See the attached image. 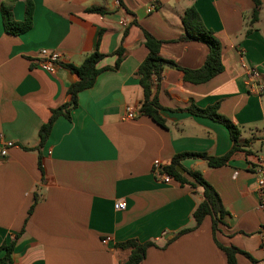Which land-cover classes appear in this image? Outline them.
I'll return each instance as SVG.
<instances>
[{
    "label": "crops",
    "instance_id": "crops-1",
    "mask_svg": "<svg viewBox=\"0 0 264 264\" xmlns=\"http://www.w3.org/2000/svg\"><path fill=\"white\" fill-rule=\"evenodd\" d=\"M8 2L17 22L25 20L26 9V0H0V149L14 144L0 155V259L2 244L23 231L13 264H121L126 256L116 245L131 239L159 246L147 250L142 264H227L216 241L241 251L237 264H264L255 173L264 160V3L252 24V0H122L124 7L118 0H32V29L13 36L1 14ZM92 7L106 15L88 13ZM191 7L221 42L224 71L194 85L167 67L154 88L163 128L139 114V68L149 54L144 31L162 42L163 59L181 69L202 68L207 45L181 40ZM101 32L105 58L95 86L79 94L71 120L57 119L38 151L41 127L69 102V87L78 81L62 64L80 66L97 50ZM42 50L61 56L55 72L36 64ZM193 105L218 106V114L241 131V147L220 168L201 159L181 161L185 172L201 173L217 191L227 215L216 236L207 217L174 239L195 227L204 190L188 176L195 187L173 178L165 183L154 162L163 168L183 153L222 157L234 146L224 125L189 113ZM127 109L137 117L127 119ZM121 201L126 209L115 210ZM106 237L111 241L104 245Z\"/></svg>",
    "mask_w": 264,
    "mask_h": 264
},
{
    "label": "trees",
    "instance_id": "trees-1",
    "mask_svg": "<svg viewBox=\"0 0 264 264\" xmlns=\"http://www.w3.org/2000/svg\"><path fill=\"white\" fill-rule=\"evenodd\" d=\"M120 5L124 7L122 0H118ZM255 9L252 15V24L259 21L261 8L264 0H252ZM88 13H96L106 15L102 8L92 7L87 9ZM33 13L34 4L32 0H26L25 20L17 22L14 20L11 3H3L1 7V14L5 31L9 35L19 36L33 27ZM183 26L185 27V36L182 41H195L207 45L209 54L206 58L205 64L198 70H186L176 66L173 62L167 61L160 56L162 42L154 38L148 32L144 31L145 46L149 51L147 58L143 61L139 68L140 81L139 84L144 92V100L139 108V114L142 116L150 117L156 124L165 127V120L161 116L163 106L160 104L158 96L154 93V88L160 85L163 79L164 71L167 67H172L181 70L184 73V79L194 85L204 84L215 78L217 75L224 71V65L221 58L222 45L219 39L215 36L213 31L209 30L203 23L200 15L194 7L187 9L183 16ZM103 32H101L97 43V50L89 55L80 66L72 64H62L73 75L77 76L78 81L71 85L68 90L70 97L69 102L62 105L56 110L52 111L48 123L44 124L40 131V145L37 148L40 151L47 140L49 139L53 126L58 118L64 117L71 120V112L78 107V96L80 93L92 89L96 82L101 70L98 64L105 58L99 51L100 41ZM120 53V50L117 54ZM194 116L209 118L222 125H224L230 132L234 146L232 151L222 157H211L205 153H183L173 158L169 166L161 168L160 175L166 173L171 178L179 182L181 185H189L195 187L187 176L199 184L204 190V200L201 202L193 213L195 227L185 229L176 234L175 238H179L185 234L197 230L207 217L212 218L213 234L219 231V226L223 224V220L227 215L224 209L221 198L217 191L203 178L199 172L186 171L181 174L177 168L181 167V161L185 158L201 159L207 162L210 168H220L227 165L229 158L233 152L238 150L241 145L239 143V136L241 131L230 120L218 114V106L200 109L193 105L189 110ZM39 169L42 172V164L39 159ZM23 231L18 233L9 243L4 242L1 250L5 251V256L0 259V264H13L12 255L13 251L23 235ZM170 242L167 243V245ZM218 248L225 254L227 264H237V254L241 251L235 247H225L216 241ZM159 246L155 242L141 243L136 239H131L116 245V249L125 254L126 259L121 264H142L147 256L149 248Z\"/></svg>",
    "mask_w": 264,
    "mask_h": 264
},
{
    "label": "built area",
    "instance_id": "built-area-1",
    "mask_svg": "<svg viewBox=\"0 0 264 264\" xmlns=\"http://www.w3.org/2000/svg\"><path fill=\"white\" fill-rule=\"evenodd\" d=\"M151 10H149L150 12ZM61 61V56L58 53L51 52L48 50H42L39 54L38 61H36V64L39 68L42 70L53 73L55 72L56 65L59 64ZM251 73L253 79H255L257 82L260 81V74L257 70H249ZM259 93L263 92V87H258ZM137 117V114L132 109H127V119H135ZM14 144L12 142H6L0 149V155L2 157L7 156V151L9 148L13 147ZM154 169L156 172V175L160 176V170H161V164L159 161L154 162ZM256 177H257V192L260 198L259 208L264 212V160L260 161L259 166L255 170ZM162 181L165 183L171 182L172 178L167 174L161 175ZM126 209V204L124 202H117L115 204V210L117 211H124ZM260 237H261V246L264 249V227H261L260 230ZM111 241L110 237H106L103 239L102 243L104 245H107Z\"/></svg>",
    "mask_w": 264,
    "mask_h": 264
},
{
    "label": "water",
    "instance_id": "water-1",
    "mask_svg": "<svg viewBox=\"0 0 264 264\" xmlns=\"http://www.w3.org/2000/svg\"><path fill=\"white\" fill-rule=\"evenodd\" d=\"M177 170H178L181 174H185V171H184L181 167H178Z\"/></svg>",
    "mask_w": 264,
    "mask_h": 264
}]
</instances>
